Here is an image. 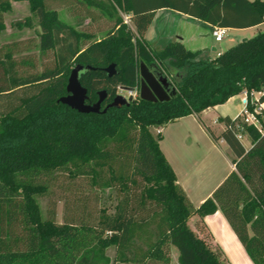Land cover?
I'll list each match as a JSON object with an SVG mask.
<instances>
[{"label": "trees", "instance_id": "1", "mask_svg": "<svg viewBox=\"0 0 264 264\" xmlns=\"http://www.w3.org/2000/svg\"><path fill=\"white\" fill-rule=\"evenodd\" d=\"M27 1L39 17V40L0 45V264H170L172 246L180 264H231L204 222L218 210L253 263L264 264V132L247 126L252 146L246 148L239 118L220 116L225 129L219 135L207 127L214 140L230 146L236 169L196 206L161 150V133L151 131L191 114L200 120L202 111L244 91H264V32L210 60H197L179 40L157 48L145 39L161 8L238 29L264 22V0ZM61 6L80 19L102 14L105 35L96 39L68 25L58 16ZM10 9L11 0H0V31ZM121 13L130 15L134 29ZM141 62L176 74L169 100L139 96L99 113L59 102L72 69L91 66L81 83L87 103L106 91L103 110L119 87L140 85ZM113 63L117 73L110 77L106 68ZM62 184L73 189L62 196L60 223L56 203L45 217L37 197ZM112 193L115 204H108Z\"/></svg>", "mask_w": 264, "mask_h": 264}, {"label": "crops", "instance_id": "2", "mask_svg": "<svg viewBox=\"0 0 264 264\" xmlns=\"http://www.w3.org/2000/svg\"><path fill=\"white\" fill-rule=\"evenodd\" d=\"M263 25L264 22L253 27L235 28V31L259 29ZM214 27L208 22L180 11L161 8L157 10L147 29L145 39L157 48H163L169 42L179 40L196 54L197 60H210L227 48L217 45L219 42L212 34ZM231 29L233 28L228 30ZM242 96L241 93L224 104L209 107L199 114L200 120L197 115L191 114L156 127V131L162 135L161 150L173 167L178 182L196 206L211 197L236 169L233 162L235 156L230 146L224 139L214 140L207 127L219 135L225 129V124L219 121V117L235 118L243 110L241 106L235 115H231L229 111H224L223 107ZM215 127L217 129L221 127L220 132L217 133ZM191 219L196 221L197 217ZM204 222L213 242L221 247L231 264H254L220 210L205 216ZM193 228L196 229L195 226Z\"/></svg>", "mask_w": 264, "mask_h": 264}, {"label": "rangeland", "instance_id": "3", "mask_svg": "<svg viewBox=\"0 0 264 264\" xmlns=\"http://www.w3.org/2000/svg\"><path fill=\"white\" fill-rule=\"evenodd\" d=\"M57 13L59 18L62 21L66 22L68 25H71L72 27L78 30L94 32L96 34L94 36L96 39H99L105 35V31H99V28H103V27L106 28L108 22L104 19L102 14L99 15L100 13L99 14L97 13L98 18L96 20H92L89 18L80 19L73 14L70 8L65 6L58 7ZM121 15L124 18L126 14L121 13ZM127 20H128V24L134 29L135 27L133 25V22L131 21V17L130 19ZM40 31H41V27L39 25V17L36 13L32 12L30 3L27 0H21V1L11 0V9L7 11L5 14V28L4 30L0 31V45L4 43L6 44L8 42H12L16 40H24L32 37H36L38 41ZM259 32H264V25L261 26L259 29L248 30L243 32L235 31V29L233 28L231 29V31L230 30L227 31V34L225 35L223 42H219L217 43V45L222 47H227L226 49H228L229 47L236 45L243 39L254 37ZM234 39H238V40H234ZM35 50H36L35 52L39 54L38 46L35 47ZM148 66L150 67L151 65ZM151 69L154 72L155 71L161 72L164 76L168 78L169 82H171L172 87L175 88L176 74L168 73L167 70L162 68L161 66H158L157 69L155 67ZM139 90H140V85H139ZM119 94L129 98L127 88L125 87H119ZM240 100L241 98L237 97L236 99H234V101L228 103L225 107H223V110L229 111L231 115H235V113L238 111V109L241 108V106L244 107V104L240 103ZM219 128L220 129H217L215 127V131L217 133L220 132L221 130V127ZM151 131L156 137L159 135V132L156 131V127H151ZM241 141L244 143L246 148H250L252 146V143L248 135H245L241 139ZM61 179L62 177H60V180ZM65 185L62 184L63 188L56 189V191H54L52 195L49 196L43 195L37 197L42 213L45 217L48 215V210L53 207L54 203H56V212H57L56 219L60 223H62L64 220V211H65V202L62 199V196L64 192L68 190L67 187L73 189L72 185H68V186ZM84 186L85 184L83 185V187ZM110 191L111 190L105 191V193L103 194L104 197L109 198ZM66 194L67 193H65V195ZM107 202L108 204H115V193H112V197ZM189 223L192 227L196 225L195 221L192 219L189 220ZM18 232H20V230H18ZM114 254H115V249L113 247L107 250V255L110 258H113ZM170 256H171L170 264H180L178 259L179 252L173 246L170 247Z\"/></svg>", "mask_w": 264, "mask_h": 264}, {"label": "water", "instance_id": "4", "mask_svg": "<svg viewBox=\"0 0 264 264\" xmlns=\"http://www.w3.org/2000/svg\"><path fill=\"white\" fill-rule=\"evenodd\" d=\"M151 68H158L157 64H152ZM144 62L140 63V97L150 101H165L169 100L175 93L176 89L172 87L171 82L159 71H153ZM91 66L77 65L70 74L67 84V95L61 97L59 102L70 106L71 108L81 113H99L106 112L110 107H122L130 105L133 97L129 98L118 94L113 102L108 104L103 110V102L107 97L105 90L99 92V99L95 103H87L88 90L81 83V75L91 69ZM108 76H113L117 73L116 64H111L106 68ZM129 91H134L135 88H127ZM158 95V97H157Z\"/></svg>", "mask_w": 264, "mask_h": 264}, {"label": "built area", "instance_id": "5", "mask_svg": "<svg viewBox=\"0 0 264 264\" xmlns=\"http://www.w3.org/2000/svg\"><path fill=\"white\" fill-rule=\"evenodd\" d=\"M124 19L128 23L127 19H130V15L126 14ZM227 31V28L215 26L212 34L217 42H221L224 40ZM139 91V86L135 87L134 91L127 90L129 97L132 96L133 99L140 96ZM242 94L241 103L244 104V107L240 114L235 117L239 118L236 127L238 128V138L240 140L248 135L246 132L247 126L257 127L261 132H264V101L261 100L264 91H254L250 96L247 91Z\"/></svg>", "mask_w": 264, "mask_h": 264}]
</instances>
